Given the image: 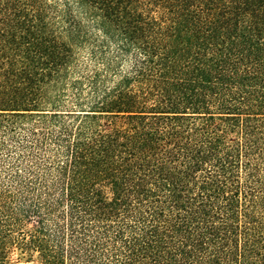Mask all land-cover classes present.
<instances>
[{"label":"trees","instance_id":"1","mask_svg":"<svg viewBox=\"0 0 264 264\" xmlns=\"http://www.w3.org/2000/svg\"><path fill=\"white\" fill-rule=\"evenodd\" d=\"M264 264V0H0V264Z\"/></svg>","mask_w":264,"mask_h":264},{"label":"rangeland","instance_id":"2","mask_svg":"<svg viewBox=\"0 0 264 264\" xmlns=\"http://www.w3.org/2000/svg\"><path fill=\"white\" fill-rule=\"evenodd\" d=\"M37 252L23 250L20 246H13L9 252L7 264H40Z\"/></svg>","mask_w":264,"mask_h":264}]
</instances>
